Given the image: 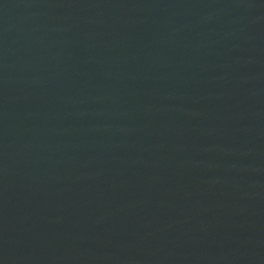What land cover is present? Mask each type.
I'll use <instances>...</instances> for the list:
<instances>
[{
	"label": "water",
	"instance_id": "1",
	"mask_svg": "<svg viewBox=\"0 0 264 264\" xmlns=\"http://www.w3.org/2000/svg\"><path fill=\"white\" fill-rule=\"evenodd\" d=\"M0 264H264V0H0Z\"/></svg>",
	"mask_w": 264,
	"mask_h": 264
}]
</instances>
